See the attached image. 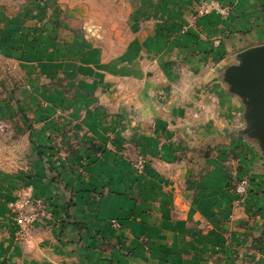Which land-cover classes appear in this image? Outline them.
I'll return each mask as SVG.
<instances>
[{
    "label": "crops",
    "instance_id": "0c3cea01",
    "mask_svg": "<svg viewBox=\"0 0 264 264\" xmlns=\"http://www.w3.org/2000/svg\"><path fill=\"white\" fill-rule=\"evenodd\" d=\"M196 1L0 0V88L13 94L8 107L15 100L23 111V134L60 142L48 151L58 154L54 163L43 157L46 174L30 180L63 219L17 242L7 208L15 195L3 188L16 178L0 176V264H264L240 258L244 243L264 248V193L245 216L223 175L180 157L186 152L162 124L168 117L146 113V97L124 99L146 58L185 35ZM217 1L229 11L198 17L204 36H190L191 48L237 24H260L261 0ZM135 154L149 159L139 174Z\"/></svg>",
    "mask_w": 264,
    "mask_h": 264
},
{
    "label": "rangeland",
    "instance_id": "374dc122",
    "mask_svg": "<svg viewBox=\"0 0 264 264\" xmlns=\"http://www.w3.org/2000/svg\"><path fill=\"white\" fill-rule=\"evenodd\" d=\"M261 1L259 25L237 24L233 26L234 30L229 28L217 36L213 34L208 45L202 44L193 49L190 36L196 40L204 36L195 20L212 12L225 15V11H229L217 0L196 1L192 24L182 29L185 35H180L179 41L169 43L155 57H152L153 54L147 57L142 76L139 78L135 73L129 79L128 90L124 93V99L130 97L134 101L146 97L149 102L143 107L147 109L146 113L168 117L167 122L162 124L173 133L175 147L186 152L180 157L194 161L202 170L223 175L227 191L247 217L250 209H253L252 212L257 211L252 206V200L264 193V187L261 186L264 183V133L248 97L229 81V71L240 64L245 50L264 45V0ZM190 28H193L191 33ZM232 36H237L238 41L230 40ZM193 45L195 47L196 44ZM130 61V67L137 71V60L131 58ZM139 82L144 84L141 91L137 90ZM121 92L117 95L121 96ZM10 98L14 99L13 94L0 88V115L16 116L9 122L7 116L0 120V176H6L8 181L10 177L16 178L14 184L10 182L3 188L6 194L15 195L7 208L15 215L16 241L27 245L33 227L60 228L63 223V219L55 216L50 200L32 193V180L35 182V179H40L41 172L46 174L41 163L43 157L47 163H54L53 159L58 154H49L48 151H56V147L59 149L60 142L53 138V142L47 145V142H42L36 136L30 138L23 134L27 128L23 122L24 113L15 100L12 101V107H8ZM137 110L135 105H131L129 113H137ZM150 124L155 123H147ZM140 161L141 168L136 166ZM148 162V157L142 154L131 161L138 174L144 171ZM50 173L55 174L53 168ZM38 203L40 206L45 204L46 209L38 210ZM253 203L256 206L255 201ZM261 210L264 209L258 212ZM258 221H261L260 218ZM245 222L243 219L241 228L247 227ZM253 245H242V261H248L250 256L253 261H264V248L257 253L252 251L255 248ZM256 253L258 257L254 260Z\"/></svg>",
    "mask_w": 264,
    "mask_h": 264
},
{
    "label": "water",
    "instance_id": "95a60500",
    "mask_svg": "<svg viewBox=\"0 0 264 264\" xmlns=\"http://www.w3.org/2000/svg\"><path fill=\"white\" fill-rule=\"evenodd\" d=\"M229 81L248 97L264 133V45L243 52L240 64L229 71Z\"/></svg>",
    "mask_w": 264,
    "mask_h": 264
},
{
    "label": "built area",
    "instance_id": "2783aa9c",
    "mask_svg": "<svg viewBox=\"0 0 264 264\" xmlns=\"http://www.w3.org/2000/svg\"><path fill=\"white\" fill-rule=\"evenodd\" d=\"M136 166H139L141 168L142 162L140 161L139 165H136ZM37 208H38V210H40V208H42L44 210V209H46V205L43 204L42 206H40L39 203H38ZM111 223H112L113 226H117L118 225V222L116 220H114V219L111 220Z\"/></svg>",
    "mask_w": 264,
    "mask_h": 264
}]
</instances>
